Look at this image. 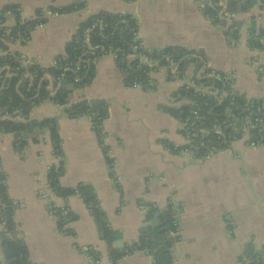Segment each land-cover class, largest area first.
I'll use <instances>...</instances> for the list:
<instances>
[{
    "label": "crops",
    "instance_id": "0c3cea01",
    "mask_svg": "<svg viewBox=\"0 0 264 264\" xmlns=\"http://www.w3.org/2000/svg\"><path fill=\"white\" fill-rule=\"evenodd\" d=\"M253 2L247 13L226 14V27L205 15L206 0H0V13L5 6L16 4L21 19H34L37 10H44L48 20L30 31L25 44L6 43L9 50L41 66L50 65L64 52L87 17L102 11L127 13L138 23L134 39L146 49L181 46L201 51L212 70L229 78L233 93L259 99L264 96V50L257 47L264 46V33L254 35L250 44L249 32L251 25L264 27V6L260 0ZM79 3L82 8L62 14L48 10L49 6ZM233 18L242 22L237 39L227 35ZM3 19L1 26L15 24L11 14ZM153 60L157 66L158 60ZM195 70L190 64L183 76L171 74L170 79L166 67L157 68L150 72L155 82L151 80L145 90L140 85H124L113 55L104 54L95 61L91 84L73 90L75 99L108 103L102 140L93 131L89 116L69 117L50 101L34 106L28 118L56 121L62 155L55 154L46 128L36 142L28 139L21 154L13 147L11 133L0 134V173L14 205L16 230L32 263L113 264L80 196L62 199L54 195L57 206L68 205L77 216L68 225L74 235L57 228L41 198L49 170L62 163L61 185L84 182L93 187L116 235L115 247L138 238L145 217L141 203L163 208L171 200L181 206L179 230L174 233L179 234L173 247L174 264H238L247 245L262 255L264 264V146H249L242 134L233 141L232 153L219 150L202 157L197 152H183L186 136L175 115L166 110L187 101L185 97L179 100L177 92L184 84L192 86L189 78ZM172 72L176 70L172 68ZM195 89L210 91L202 85ZM87 247L100 257L89 256ZM116 264L153 261L148 254L136 252Z\"/></svg>",
    "mask_w": 264,
    "mask_h": 264
},
{
    "label": "trees",
    "instance_id": "16d2710c",
    "mask_svg": "<svg viewBox=\"0 0 264 264\" xmlns=\"http://www.w3.org/2000/svg\"><path fill=\"white\" fill-rule=\"evenodd\" d=\"M253 1L227 0L223 5L221 0H206L203 10L214 23L226 27V14L247 13ZM260 2L264 6V0ZM82 5L79 3L65 7L49 6L48 10L51 14H62L80 9ZM17 6L16 4L5 6L0 13L3 22L7 14L13 15L15 19L13 26L0 25V50L3 51L0 55V134L11 133L14 136L13 147L17 153L21 154L28 139L36 142L38 135L46 128L55 154L59 156L63 154L56 121L51 118L40 120L28 118L30 110L45 101L61 106L69 117L89 116L93 131L99 141L102 140V121L108 116V103H89L85 99H75L73 90L91 84L95 77V61L109 53L113 55L124 85L137 84L145 90L152 80L151 71L166 67L168 77L172 79L171 74L183 76L186 67L193 64L196 70L189 78V81L193 82L192 86L184 84L177 92L180 97L177 99L185 97L187 101L181 102L177 107H166V110L173 113L181 124L180 132L191 139L183 147L189 146L194 153L197 152L196 155L203 157L209 152L223 150L231 138L242 136L247 129L252 139L263 140L264 130L258 134L256 128H245L240 119L244 113L245 96L231 91L230 80L223 79L224 73L212 70L207 61L202 59L201 51L181 46L146 49L139 45L138 38L134 39L138 23L132 15L102 11L83 20L71 40L66 43L64 52L54 58L56 64L44 67L28 60L20 52L9 50L6 45L17 41L25 44L30 31L48 20L44 10H37L34 19H21ZM96 19L100 22L95 23ZM241 24V21L233 18L227 26V35L237 39ZM87 29L90 30L85 33ZM250 30V44L254 35L263 36L264 27L251 25ZM134 45H137L136 50L133 49ZM257 48L264 50L261 43ZM141 55L148 59H157L159 66L142 61ZM21 60H25V63L20 62ZM172 68L176 70L175 73L172 72ZM200 85L212 91L217 89L218 93L209 94L195 89ZM221 91L229 93L221 97ZM252 103L247 105L248 110L254 115L259 113L264 117V108H261L260 112L257 111L262 104L261 101L252 99ZM192 110H196V114H193ZM216 125H220L219 130L214 128ZM164 143L167 145V141L164 140ZM63 173L62 163L49 170L47 179L51 193L62 199L75 194L81 197L95 222L99 238L105 243L111 263L116 264L119 259L136 252H144L151 256L153 264H174L173 247L179 239V234L174 233L179 230V219L175 216L176 207L171 200L163 208L157 207L155 203H141L145 207V217L139 228L138 238L117 248L114 246L116 235L107 221L93 187L84 182H79L73 187H65L60 184ZM3 180L4 175L0 173V222L5 223L0 232L2 250L0 264H34L29 260L25 243L16 230L17 225L13 219L14 205L6 194ZM76 219L74 213L62 214L56 222L57 228L63 233L74 235L73 229L68 225ZM87 249L89 256L100 257L92 247ZM261 263L262 255L251 245L246 246L244 254L238 261V264Z\"/></svg>",
    "mask_w": 264,
    "mask_h": 264
},
{
    "label": "built area",
    "instance_id": "2783aa9c",
    "mask_svg": "<svg viewBox=\"0 0 264 264\" xmlns=\"http://www.w3.org/2000/svg\"><path fill=\"white\" fill-rule=\"evenodd\" d=\"M99 19H96L95 20V23H99ZM90 29H87L85 31V33H88ZM139 45H143V43L140 41L139 42ZM133 49L136 50L137 49V45H134L133 46ZM140 59L144 62H148L150 65H154V60H151V59H148L146 56H143L141 55ZM20 62H24L25 63V60H21ZM56 64L55 60L53 59V62L48 65V66H52ZM48 66H44V67H48ZM223 79H226V80H229V78L224 75L223 76ZM132 86H137V84H133ZM210 94H216L218 93V90H210L209 91ZM229 92L228 91H221L220 92V96H225L227 95ZM245 99V106H244V113H242V115L240 116V119L242 120L243 122V126H245V128H256L258 131L257 133L260 134L263 130H264V117L260 116V114H256L254 115L251 111L248 110V104L251 102L252 103V99L250 98H247V97H244ZM259 101H261V106H259L257 108V111L260 112V109L261 108H264V96L257 99ZM252 106H253V103H252ZM193 114H196V110H192ZM215 129L219 130L220 129V125H216L214 126ZM246 135V138L247 140L245 141L249 146H253V147H263L264 146V141L261 140V139H252L250 137V133H249V129L247 130H244V133ZM229 137L231 138L232 136L229 135ZM237 138H231L229 143L226 145V147L223 149V151H227V152H230L232 153L233 149H232V143L233 141H235ZM186 141L187 143H189L191 141V139L186 136ZM183 152H186V153H192L193 152V149L190 148L189 146L187 147H183L181 149ZM4 183V180L2 181ZM118 182V178L116 176V174L113 172V184L116 185ZM41 193V198H44L46 200V204H47V208L49 209V211L51 212V216L53 217V219L55 220V222H57L59 219H60V216L62 214H66L67 212H71L70 211V208L68 205L66 206H57L56 203L54 202V195L50 192V188L48 187V184L46 183L43 188L41 189L40 191ZM1 203V201H0ZM176 207V210H175V216L178 217L180 212H181V206H178V205H175ZM179 219V218H178ZM5 223L3 221L0 222V227H4ZM64 228V227H62ZM231 232V231H229ZM242 261L240 260V263ZM3 264V263H2Z\"/></svg>",
    "mask_w": 264,
    "mask_h": 264
},
{
    "label": "rangeland",
    "instance_id": "374dc122",
    "mask_svg": "<svg viewBox=\"0 0 264 264\" xmlns=\"http://www.w3.org/2000/svg\"><path fill=\"white\" fill-rule=\"evenodd\" d=\"M43 200H45L44 198H42ZM46 201V200H45Z\"/></svg>",
    "mask_w": 264,
    "mask_h": 264
}]
</instances>
